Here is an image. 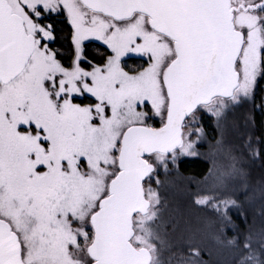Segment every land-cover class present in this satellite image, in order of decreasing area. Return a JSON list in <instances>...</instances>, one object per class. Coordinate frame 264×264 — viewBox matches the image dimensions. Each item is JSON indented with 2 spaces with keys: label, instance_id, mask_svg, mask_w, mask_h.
<instances>
[{
  "label": "snow or ice",
  "instance_id": "1",
  "mask_svg": "<svg viewBox=\"0 0 264 264\" xmlns=\"http://www.w3.org/2000/svg\"><path fill=\"white\" fill-rule=\"evenodd\" d=\"M261 81L264 0H0V264H161V175ZM219 182L193 204L234 228ZM251 239L239 264H264ZM189 252L179 264H206L193 236Z\"/></svg>",
  "mask_w": 264,
  "mask_h": 264
},
{
  "label": "rangeland",
  "instance_id": "2",
  "mask_svg": "<svg viewBox=\"0 0 264 264\" xmlns=\"http://www.w3.org/2000/svg\"><path fill=\"white\" fill-rule=\"evenodd\" d=\"M96 50L102 55L98 48ZM141 64L140 60L127 61V68L133 70ZM261 87L257 86L254 98L230 106L219 129L215 119L210 120L213 131L205 129L206 135L197 147L198 155L180 158V161L186 158L206 161L208 171L204 177H185L177 170L169 176L161 175L164 182L161 195L168 206L162 213L161 237L164 243L160 246L161 264H179L182 258H186L190 254V236L202 250L206 264H239L244 254L243 241L249 235L257 252L264 244V170L253 122L254 110L260 112V101H264L263 83ZM216 177L220 178L217 194L237 203L236 208L229 210L234 228H224L211 208H199L193 204L192 193L211 184ZM177 205L183 209V216L178 229L172 231L167 225L175 219L172 209ZM234 237L239 243L229 244Z\"/></svg>",
  "mask_w": 264,
  "mask_h": 264
},
{
  "label": "trees",
  "instance_id": "3",
  "mask_svg": "<svg viewBox=\"0 0 264 264\" xmlns=\"http://www.w3.org/2000/svg\"><path fill=\"white\" fill-rule=\"evenodd\" d=\"M58 33L60 35V46L61 48L64 50H68L70 51V49H68L69 47V43H68V39H66L65 37L67 36V30L65 28V26L63 25V23H60L58 26ZM99 51L101 52L102 55H98L96 58L92 56V53L87 50V56L92 58L95 62L99 61L103 56L104 53L106 52V48L102 47V46H98ZM70 55H66L64 56V59L66 62H68L70 60ZM138 59H132L130 61L135 62ZM263 83L264 85V81L259 82L258 86L261 87V84ZM262 89V87H261ZM261 105H264V101H260L259 104V111H255L254 110V129L257 132V141H258V151H259V159L261 161L262 164V168L264 170V110L261 109ZM206 126L208 127V129L211 128V123L209 121H205ZM206 129V130H208ZM177 171L180 173V175L185 176V177H192V178H202L207 174L208 171V164L206 161L201 160V159H197V158H186L183 159L179 162V167L177 169Z\"/></svg>",
  "mask_w": 264,
  "mask_h": 264
},
{
  "label": "flooded vegetation",
  "instance_id": "4",
  "mask_svg": "<svg viewBox=\"0 0 264 264\" xmlns=\"http://www.w3.org/2000/svg\"><path fill=\"white\" fill-rule=\"evenodd\" d=\"M60 23H63V25L65 26V28H66V30H67V36L65 37L66 39H68V43H69V47H68V49H70V51H66L65 49L63 50L62 48H61V44H60V40H61V38H60V35H59V33H58V26H59V24ZM53 24H54V26H55V31H56V35H57V40H56V44L54 45V47H56V48H60L63 52H64V56H66L67 54L68 55H70L71 54V51H72V47H71V41H70V32H71V27H70V25L67 23V20H66V18H64V17H61V18H57V19H55L54 21H53ZM85 45H86V48H85V51H87V50H89L91 53H92V56L93 57H97L98 56V54L96 53V48H98V46H102V44H100V43H98V42H95V41H91V42H89V41H86L85 42ZM102 47H104V46H102ZM88 59H90V60H92L93 62H95L92 58H90V57H88ZM130 60H132V59H128L127 61H130ZM138 60H140L141 62H142V60L141 59H138ZM134 68H136V66L134 67ZM129 70V69H128ZM210 122V121H209ZM204 126H205V129H208V127L206 126V124L204 123ZM213 131V126L211 125V128L210 129H208L207 131Z\"/></svg>",
  "mask_w": 264,
  "mask_h": 264
}]
</instances>
